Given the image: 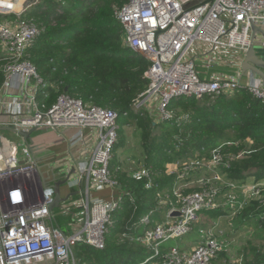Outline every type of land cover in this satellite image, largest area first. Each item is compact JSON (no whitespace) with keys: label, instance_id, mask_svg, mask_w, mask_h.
Returning <instances> with one entry per match:
<instances>
[{"label":"built area","instance_id":"2783aa9c","mask_svg":"<svg viewBox=\"0 0 264 264\" xmlns=\"http://www.w3.org/2000/svg\"><path fill=\"white\" fill-rule=\"evenodd\" d=\"M189 1L129 0L116 8L125 41L151 62L146 71L149 85L135 100V107L149 109L160 120L170 121L176 118L170 104L183 95L203 98L231 94L245 86L264 100L261 80L243 85L230 77L203 78L192 56L195 44L248 50L253 42L252 22L264 23V0H209L186 9ZM24 4V0H0V62L4 75L0 88V264H76L77 243L105 247L107 224L121 199L122 194L110 201L92 196L94 190L120 187L110 169L118 140V113L67 93L47 104L49 83L31 61L29 51L42 28L25 17L29 7ZM67 127L77 131L71 137L62 133L68 151L61 157L50 154V145L29 143L22 135L33 128L60 133V129ZM75 150L80 155L78 166ZM222 164L226 162L221 151H215L209 160L191 158L182 164L180 180L193 179L198 173L200 189L183 194L182 189L189 183L179 182L174 190L178 203L166 199L171 203L167 220L132 238L158 255L162 243L194 231L204 217V209L223 206L218 202L220 192L214 185V180L222 178ZM205 171L212 172L214 178H207ZM132 175L146 177L151 184V171L146 167L133 170ZM61 181H64L62 188L78 190L81 195L78 207L83 216L68 231L56 224L57 212L50 209L55 187ZM237 184L232 181L229 188ZM253 192L259 193V186ZM70 197L62 202V213L75 207ZM227 198V205L233 209L235 199L231 190ZM166 200L161 203L166 204ZM174 209L182 216L170 217ZM150 221V214L141 218L144 224ZM216 221L218 218L214 224ZM213 227L201 228L202 240L191 249L174 245L161 261L151 264H210L227 248Z\"/></svg>","mask_w":264,"mask_h":264},{"label":"trees","instance_id":"16d2710c","mask_svg":"<svg viewBox=\"0 0 264 264\" xmlns=\"http://www.w3.org/2000/svg\"><path fill=\"white\" fill-rule=\"evenodd\" d=\"M128 1L38 0L25 12V17L42 28L29 51L31 61L49 83L47 104L67 93L118 113V140L110 169L123 192L107 224L105 247L77 243L76 264H144L145 260L151 264L161 261L172 246L183 247L176 242L180 238L172 239L162 243L160 254L155 255L150 247L132 237L153 227L152 221L141 222L146 214L159 210L163 220L168 218L171 203L166 199L178 203L174 194L177 184L191 179L182 181L178 173L191 158L209 160L215 151H221L226 162L221 169L229 180L264 181V100L247 87H239L231 94L177 97L170 104L176 118L170 121L160 120L149 109L135 107V100L149 85L146 71L151 62L133 51L124 39L115 10ZM2 68L0 62V88L4 82ZM130 126L140 131L142 162L151 171L150 185L148 178L134 177L121 161L119 151L126 146V129ZM173 165L176 170L170 172ZM199 189L184 187L182 193ZM78 197L73 192L71 199ZM162 199L166 204L161 203ZM261 199L241 209L239 217L244 221L254 217L257 226L264 228V218L259 217L264 211V193ZM229 210L224 206L204 209L203 218L209 220L204 229ZM55 211L56 224L63 228L66 222L70 230L75 222L72 212L62 213L61 207ZM253 250L243 264H264V249Z\"/></svg>","mask_w":264,"mask_h":264},{"label":"rangeland","instance_id":"374dc122","mask_svg":"<svg viewBox=\"0 0 264 264\" xmlns=\"http://www.w3.org/2000/svg\"><path fill=\"white\" fill-rule=\"evenodd\" d=\"M26 1V0H24ZM38 2V1H37ZM21 8V7H20ZM19 8V9H20ZM151 103V102H150ZM131 127V128H130ZM127 127L126 130L129 131V141L132 143V154L134 156L135 161H142V145L140 139V131L135 126ZM60 133L54 132H44L43 128L38 129L34 132L33 138L35 139L36 144L42 145H57L64 142L65 137L63 136V132L60 129ZM73 133L68 131L67 134ZM128 137V136H127ZM128 140V139H127ZM133 140V141H132ZM129 141L127 142V146H129ZM125 147V148H126ZM123 150L119 151V155L123 154ZM127 154V152H126ZM207 159L206 157H204ZM122 159V158H121ZM223 165V164H222ZM221 165V166H222ZM220 166V168H221ZM171 170H176V165L171 166ZM222 172V169H221ZM223 173V172H222ZM198 173L194 174L193 179L188 180V187H197L198 185ZM204 175L207 178H214L212 172L205 171ZM214 185L219 190L218 202L224 207H229L228 204V191L231 190L232 196H234V205L235 207L228 212V214L223 215L221 218H218L217 223L214 224L213 232L216 236L224 241L226 245V249L221 252L218 257L212 260L210 264H237L239 261H244L247 256L252 255L253 248L254 249H264V228L257 226V220L254 217L250 218V221H244L239 217V212L245 206L249 205L253 200L261 199L264 193V181L256 182L254 179L238 184L235 187L229 188V184L233 180H229V178L222 174V178L220 180H214ZM259 186L260 192L255 194L253 192L254 187ZM187 187V188H188ZM262 200V199H261ZM264 206L261 207V209ZM152 225L154 226L159 221L163 220L162 212L159 210L153 211L150 213ZM260 218H264V211L259 215ZM200 225H196L195 231L183 236L179 240H176L179 244H183V248H190V244H197L200 241L199 232L201 233V228H204L203 225L208 224L209 220L207 218H202ZM63 228L67 230L66 222L62 225ZM198 232V233H197ZM203 234V233H202ZM201 234V235H202Z\"/></svg>","mask_w":264,"mask_h":264},{"label":"crops","instance_id":"0c3cea01","mask_svg":"<svg viewBox=\"0 0 264 264\" xmlns=\"http://www.w3.org/2000/svg\"><path fill=\"white\" fill-rule=\"evenodd\" d=\"M258 30H257V35H256V40H255V45L260 47L264 43V23H259L258 24ZM194 48V53H192V56L196 60L197 64V69L199 71V74L201 77L206 78V79H214L217 76H223V77H230V78H235L238 81H240L243 85H248L251 82L261 80L260 77H254L251 73H242L241 70V62H242V57L245 51L238 50V49H229V48H213L209 45H202L201 44H195ZM211 62V64H210ZM262 81V80H261ZM263 84V81L261 82ZM131 128V127H130ZM44 132H50L54 133L57 132L56 130L53 129H48L44 128ZM68 131H71L73 133L67 134ZM77 131L76 128L73 127H67L63 128L62 132L68 137H71L75 132ZM129 131L127 130V142L129 141ZM65 137V136H64ZM34 139V138H33ZM35 140V139H34ZM133 141V140H132ZM51 146V155H56V156H63L67 153L68 151V145L66 138L64 142L62 141L61 143L57 145H50ZM127 146V143H126ZM125 146V147H126ZM123 150V154H121V161L123 162L124 166L128 168L130 171L133 170H142L144 168V163L142 161H135L132 152V143L129 141V146L126 147ZM122 151V150H121ZM127 152V154H126ZM75 156L77 159L75 160L76 166L79 165V152L78 150H75ZM171 170V169H170ZM73 192H76L79 197L76 200H72L71 202L75 205V207H71V212L72 216L74 218V221L76 220V225L79 221L80 218L83 216L82 209L79 206L80 202V192L78 190H70L63 186L61 187V193L62 197L66 199L68 195H70L72 198ZM123 189L121 187L119 188H104L100 190H94L92 192V196L95 198H102L107 201L112 200L114 197L119 196L122 194ZM214 221L212 222L213 227ZM201 241V240H200ZM191 243V242H190ZM190 248H186L187 250L191 249L193 244H190Z\"/></svg>","mask_w":264,"mask_h":264},{"label":"water","instance_id":"95a60500","mask_svg":"<svg viewBox=\"0 0 264 264\" xmlns=\"http://www.w3.org/2000/svg\"><path fill=\"white\" fill-rule=\"evenodd\" d=\"M38 0H26L25 1V6L26 7H31L34 4L37 3ZM209 0H191L189 1L186 5L185 8L189 9L190 7H194L202 2H206ZM258 24L255 22H252V45L246 50L243 54L242 57V62H241V70L242 73H251L254 75V77H260L261 80L263 81V86H264V43L262 46L258 47L255 45V40H256V35H257V30H258ZM37 130V128H33L29 132H22V135L26 138V140L29 143H33V134ZM64 181H61L57 184L55 187V197L53 202L50 205L51 210H55L56 208H60L62 205V202L65 200V198L62 197L61 193V187L63 185ZM85 193V190H83ZM170 217L175 218L178 216H182V213L174 209L170 212Z\"/></svg>","mask_w":264,"mask_h":264},{"label":"bare ground","instance_id":"6f19581e","mask_svg":"<svg viewBox=\"0 0 264 264\" xmlns=\"http://www.w3.org/2000/svg\"><path fill=\"white\" fill-rule=\"evenodd\" d=\"M18 5V8H19V4H17ZM16 6V5H15Z\"/></svg>","mask_w":264,"mask_h":264}]
</instances>
